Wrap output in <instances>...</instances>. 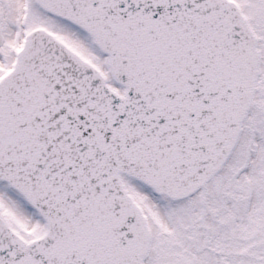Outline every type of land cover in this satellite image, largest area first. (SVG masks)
I'll return each instance as SVG.
<instances>
[{
    "label": "snow or ice",
    "instance_id": "1",
    "mask_svg": "<svg viewBox=\"0 0 264 264\" xmlns=\"http://www.w3.org/2000/svg\"><path fill=\"white\" fill-rule=\"evenodd\" d=\"M0 264H264V0H0Z\"/></svg>",
    "mask_w": 264,
    "mask_h": 264
}]
</instances>
